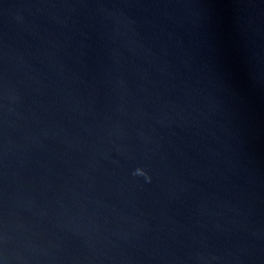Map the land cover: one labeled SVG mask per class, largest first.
<instances>
[{
    "label": "water",
    "instance_id": "obj_1",
    "mask_svg": "<svg viewBox=\"0 0 264 264\" xmlns=\"http://www.w3.org/2000/svg\"><path fill=\"white\" fill-rule=\"evenodd\" d=\"M0 264H264V0H0Z\"/></svg>",
    "mask_w": 264,
    "mask_h": 264
}]
</instances>
